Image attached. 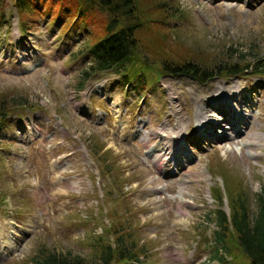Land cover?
<instances>
[{
    "label": "rangeland",
    "instance_id": "1",
    "mask_svg": "<svg viewBox=\"0 0 264 264\" xmlns=\"http://www.w3.org/2000/svg\"><path fill=\"white\" fill-rule=\"evenodd\" d=\"M26 1L42 12L0 0V264H30L41 247L97 261L120 239L138 264H235L212 257L206 220L221 207L212 193L226 210L247 194L253 211L264 185V66L201 82L162 75L160 61L264 63V0H140L154 19L139 53L152 72L142 81L135 63L130 82L90 71V25L54 18L75 0Z\"/></svg>",
    "mask_w": 264,
    "mask_h": 264
},
{
    "label": "trees",
    "instance_id": "2",
    "mask_svg": "<svg viewBox=\"0 0 264 264\" xmlns=\"http://www.w3.org/2000/svg\"><path fill=\"white\" fill-rule=\"evenodd\" d=\"M14 2L20 10L40 13L43 10V8L40 10L27 6L26 0H14ZM165 4L167 3L163 0L159 2L162 8L168 10ZM62 12L60 14L57 12L58 15L54 16L55 19L59 16L60 20L66 16L62 28L66 29V24L70 21V28L80 29L90 25L91 30L82 40L87 41L89 45L87 50L91 60L88 65L90 71L112 69L124 81L130 82L134 79L139 80L131 69L133 64L137 63L140 69L136 71L142 70L139 75L142 81L147 75H151L152 69L140 58L139 53L140 47L145 45L141 40L143 27L147 21L154 19H150V14L146 7L141 5L140 0H75L73 9L69 5V9L63 8ZM170 14H173L172 11ZM91 32L92 36L89 37ZM176 55L178 53L175 52H166L162 55L160 61L162 75L167 73L171 77L184 76L204 82L216 74L223 77L240 75L248 71L256 73L264 66L258 56H254V60H248L240 66L238 63H219L209 68L207 65H200L195 60L188 59L190 57ZM4 110V106L0 103V116L6 113ZM212 195L221 206L209 212L206 220L208 223L213 222L215 226L212 240L216 246L212 257L218 262L225 258V260L232 259L235 264H264V185L253 197L255 204L253 211L249 209L247 194L239 192L231 200L229 199V212L222 208L223 196L220 192L218 195ZM121 240L113 244L110 242L101 244L100 251L97 252V261L96 257L89 260L81 255L72 256L41 247L31 257L30 264H138L140 259L137 254L132 252L130 247L124 246ZM240 255L245 257L246 263L244 259H240Z\"/></svg>",
    "mask_w": 264,
    "mask_h": 264
},
{
    "label": "bare ground",
    "instance_id": "3",
    "mask_svg": "<svg viewBox=\"0 0 264 264\" xmlns=\"http://www.w3.org/2000/svg\"><path fill=\"white\" fill-rule=\"evenodd\" d=\"M198 120L200 121V120H202V118H200V119H198ZM201 124H202V122H200V125H201ZM232 125H233V124H232ZM180 129L182 130V132H185V131H186V125H185L184 123H182L181 126H180ZM231 129H232V126H231ZM237 131H238V130L235 129V133H236ZM225 134H227V132H225ZM259 136H260L259 134H254V136L252 137V139H253V140H256V139L259 138ZM176 139H177L176 137H171V138H170V140H171V141H174L175 143L178 142V140H176ZM206 141H207V140H206ZM256 141H257V140H256ZM173 144H174V143H173ZM171 165H172V163L168 162V164H167V168H166V169L168 170V168H169ZM0 231H2V229H1ZM0 235H1V234H0ZM8 236H9V235H8ZM8 238H9V237H8ZM2 239H3V240H2V245H3V248H4V247H6V244H7V243H6V240H4V237H2Z\"/></svg>",
    "mask_w": 264,
    "mask_h": 264
}]
</instances>
